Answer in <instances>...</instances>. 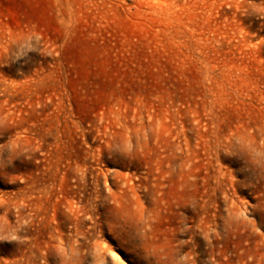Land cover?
<instances>
[{
	"label": "rangeland",
	"instance_id": "1",
	"mask_svg": "<svg viewBox=\"0 0 264 264\" xmlns=\"http://www.w3.org/2000/svg\"><path fill=\"white\" fill-rule=\"evenodd\" d=\"M0 264H264V0H0Z\"/></svg>",
	"mask_w": 264,
	"mask_h": 264
}]
</instances>
